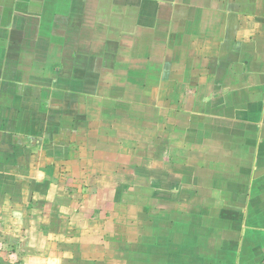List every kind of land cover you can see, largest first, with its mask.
I'll use <instances>...</instances> for the list:
<instances>
[{"label": "crops", "instance_id": "obj_1", "mask_svg": "<svg viewBox=\"0 0 264 264\" xmlns=\"http://www.w3.org/2000/svg\"><path fill=\"white\" fill-rule=\"evenodd\" d=\"M0 264H264V0H0Z\"/></svg>", "mask_w": 264, "mask_h": 264}, {"label": "rangeland", "instance_id": "obj_2", "mask_svg": "<svg viewBox=\"0 0 264 264\" xmlns=\"http://www.w3.org/2000/svg\"><path fill=\"white\" fill-rule=\"evenodd\" d=\"M136 152L137 150L136 151L134 150V154ZM76 172H77V169H76ZM110 191H111V187L107 190V193H110ZM107 199H112V198L108 197ZM109 207L110 208L108 209V212L106 214L105 212L98 213V221H97L98 224L97 225L95 224V222H92L93 224L92 226L93 228L91 227L92 235L90 232L91 228L88 230L77 229V230L70 231L72 237L76 239L79 235L81 236V238H86L89 235H91L92 240H97L96 237H98L99 235L100 239L98 238V240H108L106 239V237L107 235H109V237H117L120 239L138 240L139 238L135 234H138L137 232L138 229H136V226L138 227L139 222L140 223L143 222L141 216H139L141 207L138 204L133 203L132 201L121 203L115 207L114 206L113 207L109 206ZM134 224H136L135 225L136 233L134 232ZM102 252H104L105 254L107 253V256L110 257L108 255L109 251H102Z\"/></svg>", "mask_w": 264, "mask_h": 264}]
</instances>
